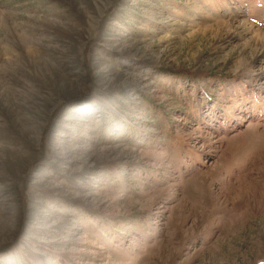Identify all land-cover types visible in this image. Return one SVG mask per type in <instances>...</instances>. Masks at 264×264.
Segmentation results:
<instances>
[{"label": "rangeland", "instance_id": "rangeland-1", "mask_svg": "<svg viewBox=\"0 0 264 264\" xmlns=\"http://www.w3.org/2000/svg\"><path fill=\"white\" fill-rule=\"evenodd\" d=\"M0 264H264V0H0Z\"/></svg>", "mask_w": 264, "mask_h": 264}]
</instances>
